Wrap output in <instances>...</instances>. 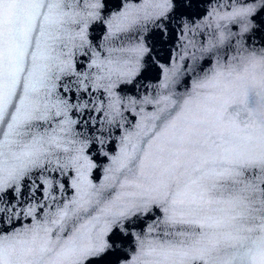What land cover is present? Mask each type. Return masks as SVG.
Wrapping results in <instances>:
<instances>
[{
  "label": "snow or ice",
  "instance_id": "obj_1",
  "mask_svg": "<svg viewBox=\"0 0 264 264\" xmlns=\"http://www.w3.org/2000/svg\"><path fill=\"white\" fill-rule=\"evenodd\" d=\"M0 264H264V0H0Z\"/></svg>",
  "mask_w": 264,
  "mask_h": 264
},
{
  "label": "water",
  "instance_id": "obj_2",
  "mask_svg": "<svg viewBox=\"0 0 264 264\" xmlns=\"http://www.w3.org/2000/svg\"><path fill=\"white\" fill-rule=\"evenodd\" d=\"M115 3V0H108V8L112 9L113 5ZM205 9V5H200V7H193L191 9V15L195 19L201 15H203ZM178 21H173L169 25V34H167L163 39L159 38L158 34L151 36L146 42L148 45L152 46V59L148 61V68L149 71L142 73L137 79L139 80V83L135 85V88H133L131 85L127 86L124 89L125 93H135L137 91L143 92L144 88L142 86L147 87L149 90L151 89L152 82L156 79V69L153 67V64L155 63L156 59H159L161 62H164L168 59L169 53L175 54V49L177 47L176 45V39L179 35V31L177 28ZM175 30V31H174ZM93 39L96 40L98 37L101 36V31L99 28H96L94 32L92 33ZM118 133L117 137L114 138V142L110 144L108 147L110 149H116L118 148ZM96 175H99V173H96ZM39 194V193H38Z\"/></svg>",
  "mask_w": 264,
  "mask_h": 264
}]
</instances>
